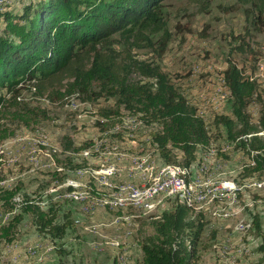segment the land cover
<instances>
[{
  "label": "rangeland",
  "instance_id": "1",
  "mask_svg": "<svg viewBox=\"0 0 264 264\" xmlns=\"http://www.w3.org/2000/svg\"><path fill=\"white\" fill-rule=\"evenodd\" d=\"M20 8L17 0H0V11ZM161 17L160 31L147 30L129 41L112 37L111 50L130 67L128 84L152 81L138 65L158 68L210 125L216 114L231 111L222 75L231 62L257 85L258 97L246 109L256 125L264 103V5L259 0H165ZM17 89H0V264H141L142 243L157 236L153 220L170 210L171 205L161 206L167 196H158L146 209L121 205L112 199L124 198L127 187L99 180L108 178L112 165L123 158L144 157L138 179L127 174L129 184L138 188L157 181L169 167H187L161 163L146 125L119 108L116 98L93 96L97 87L87 94L62 89L63 97L40 95L29 84ZM225 138L223 133L201 147L189 168L195 191L203 182L198 195H207L187 208L193 217L203 215L199 221L204 224L193 264H264L259 250L264 243V174H242L254 162ZM75 164L81 168L72 169ZM102 198L114 203L100 205ZM27 199L43 212L60 211L58 218L71 212L74 224L62 240L52 241L36 230L23 212ZM253 215L259 229L252 226Z\"/></svg>",
  "mask_w": 264,
  "mask_h": 264
},
{
  "label": "trees",
  "instance_id": "2",
  "mask_svg": "<svg viewBox=\"0 0 264 264\" xmlns=\"http://www.w3.org/2000/svg\"><path fill=\"white\" fill-rule=\"evenodd\" d=\"M163 1L17 0L21 5L18 11H0L3 22L0 89L16 93L17 86L29 84L40 95L63 97L62 89L67 94L75 90L87 94L89 89L97 87L99 91L93 96L105 93L116 98L119 108L123 106L131 111L146 125L150 144L161 163H181L187 167L185 180L189 177V168L197 161L198 151L223 133L234 149L254 162L245 166L242 174L261 177L264 174V103L254 125L246 109L256 95L257 85L245 78L236 65L228 62L222 72L231 111L216 114L210 125L197 115L196 108L158 68L135 65L152 81L128 84L130 67L119 62L111 50L112 37L118 34L129 41L144 37L147 30H162ZM259 1L264 5V0ZM3 101L0 98V102ZM86 147L73 150L77 152ZM252 152L258 153L252 155ZM79 168L80 164L72 166V169ZM11 197L9 193L6 200ZM177 198L179 196L171 200L175 203L168 212L153 220L157 236L142 243L141 264L194 263L204 229L199 221L203 215L193 217L192 211L187 209L192 206L183 198ZM23 212L31 216L36 230L52 241L62 240L74 224L71 212H63L58 218L60 211L51 208L43 212L28 199L23 204ZM252 218V226L259 229L257 216ZM259 250L263 252L264 263V243Z\"/></svg>",
  "mask_w": 264,
  "mask_h": 264
},
{
  "label": "bare ground",
  "instance_id": "3",
  "mask_svg": "<svg viewBox=\"0 0 264 264\" xmlns=\"http://www.w3.org/2000/svg\"><path fill=\"white\" fill-rule=\"evenodd\" d=\"M203 164H205V163H203ZM202 167L203 166H201V169H202ZM199 173H200V171H199ZM168 174L171 177H173L174 179H177L178 186H161L160 187V185H166ZM185 176H186V169L185 168H182L181 171H179L176 167H169L166 169L164 175L161 174L160 177L158 176L159 178L157 179V181H155L151 184H144L140 188H137V191L130 190V189L124 187L125 189H123V190H126V191L125 192L123 191V196H125V197L121 198V199H114L113 198L112 201L116 200V201H119V204H121V205H126V206L127 205H135V207H142V208L146 209V208L151 207L155 198H157L158 196H168V194H170V193H178V191H179L180 197L183 198L184 200H186L190 206L193 207V206L199 205L202 202L203 198H204V200L206 199L205 197L207 195L206 196L205 195L204 196L198 195V200H194V195L192 193H196V191L194 189L195 185H194L193 181L191 180L192 179L191 176H189L187 180H185ZM196 183H198V182H196ZM213 186H216V185L214 184ZM200 190H201V188H200ZM211 190L212 189H210V191ZM216 192H218V190ZM200 194H203V193H200ZM177 196H179V195H171V198H175ZM160 200H162V199H160ZM98 201H99L100 205H103V204H106V205L110 204L111 205L114 203V202H107L108 200H105V198L99 199ZM131 207L134 208V206H131Z\"/></svg>",
  "mask_w": 264,
  "mask_h": 264
},
{
  "label": "built area",
  "instance_id": "4",
  "mask_svg": "<svg viewBox=\"0 0 264 264\" xmlns=\"http://www.w3.org/2000/svg\"><path fill=\"white\" fill-rule=\"evenodd\" d=\"M144 161H145L144 157L123 158V160L121 162H118L117 165H112L111 175L106 179H100L99 182H118V184L121 185L122 187H127L130 190L137 191L138 187H135V184H129V181H127V174H135L138 179V176H140V165L141 162ZM161 186H178V182L177 179H174L168 174L166 185H160V187ZM200 188H203V182H201L200 185H196V193H192L194 195V200H198V191L200 190ZM171 195H179V199H180L179 191L178 193H170L166 197V202H164V204H162L161 206H167V205H171L172 203H175V202H171Z\"/></svg>",
  "mask_w": 264,
  "mask_h": 264
},
{
  "label": "crops",
  "instance_id": "5",
  "mask_svg": "<svg viewBox=\"0 0 264 264\" xmlns=\"http://www.w3.org/2000/svg\"><path fill=\"white\" fill-rule=\"evenodd\" d=\"M199 152H200V151H198V153L196 154V155H197V157H198V154H199Z\"/></svg>",
  "mask_w": 264,
  "mask_h": 264
}]
</instances>
